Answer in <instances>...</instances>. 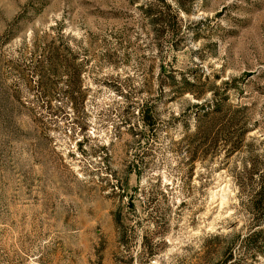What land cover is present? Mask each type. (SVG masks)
Here are the masks:
<instances>
[{
    "label": "rangeland",
    "instance_id": "374dc122",
    "mask_svg": "<svg viewBox=\"0 0 264 264\" xmlns=\"http://www.w3.org/2000/svg\"><path fill=\"white\" fill-rule=\"evenodd\" d=\"M57 27L82 65L73 86L33 71L35 33ZM206 99L235 123L197 137L191 160L183 129ZM225 140L237 148L213 152ZM251 167L264 169V0H0V264H213L251 229Z\"/></svg>",
    "mask_w": 264,
    "mask_h": 264
},
{
    "label": "trees",
    "instance_id": "16d2710c",
    "mask_svg": "<svg viewBox=\"0 0 264 264\" xmlns=\"http://www.w3.org/2000/svg\"><path fill=\"white\" fill-rule=\"evenodd\" d=\"M156 11L153 4H149L144 8L145 15L152 16L153 20L162 22V16L155 15ZM48 36H50L51 39L46 42L45 39ZM69 36H71L70 32H65L60 27H57L56 30L53 28V30L44 31L40 34L35 33L32 42L33 48L30 54L33 57L35 56L36 62L33 65V71L38 75L37 81L40 84H42L44 73L48 71L53 73L63 71L66 75L67 83L72 86L80 80L82 65L80 63H74L76 52L68 46L63 50H60L59 47L61 42L60 39L62 40V38H67ZM56 40H59L58 44L54 45ZM166 80L167 83L174 88L173 90L180 94L187 91L196 94L195 88L197 87V83L194 77L191 78L186 75L176 76L169 74ZM66 92L68 97L70 96L72 100L75 101L76 96L74 95V89L69 87ZM195 104L199 106L197 103ZM200 106V108L198 107L194 111V126H185L183 129L182 137H188L184 150L189 153V159L191 160L198 152V144L196 143L197 137H200L203 134L208 135L217 122L222 125V127H219V130H217L219 133L235 123V113L225 110L222 103L217 99H206ZM147 116H151V114H148ZM227 137H230V135H227ZM225 142H227V140H225L224 143L217 145V147H214L213 152L225 148L227 154H229L238 146L232 142ZM226 144L229 145L225 146ZM252 168L253 167L249 168L248 174L251 177L254 176L253 189L249 195L246 196L245 200L246 209L251 214V229H249L248 233L245 235L241 248L235 249L234 247L229 246L233 240L228 242L229 244L223 250L221 257L214 261L213 264H258V255H264V169ZM121 218V213H117L115 220L117 223H120V225H122L123 222ZM120 232L122 238L127 235L125 227ZM220 237L221 234H213V238L215 239ZM257 240L261 245H253L257 243ZM150 241L151 239L148 238L147 235H144L142 238L143 246L148 248L145 250L148 257L154 254V249H152L149 243H147Z\"/></svg>",
    "mask_w": 264,
    "mask_h": 264
}]
</instances>
